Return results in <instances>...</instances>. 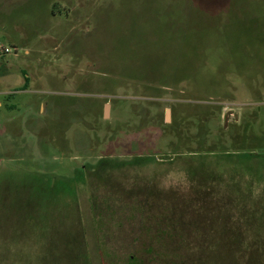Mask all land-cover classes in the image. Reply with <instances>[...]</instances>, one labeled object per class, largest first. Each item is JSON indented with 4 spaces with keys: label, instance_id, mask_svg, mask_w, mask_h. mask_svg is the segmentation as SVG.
Wrapping results in <instances>:
<instances>
[{
    "label": "rangeland",
    "instance_id": "374dc122",
    "mask_svg": "<svg viewBox=\"0 0 264 264\" xmlns=\"http://www.w3.org/2000/svg\"><path fill=\"white\" fill-rule=\"evenodd\" d=\"M0 49V264H264V0H0Z\"/></svg>",
    "mask_w": 264,
    "mask_h": 264
},
{
    "label": "built area",
    "instance_id": "2783aa9c",
    "mask_svg": "<svg viewBox=\"0 0 264 264\" xmlns=\"http://www.w3.org/2000/svg\"><path fill=\"white\" fill-rule=\"evenodd\" d=\"M1 50V49H0ZM3 53H8L9 50L7 48L1 50Z\"/></svg>",
    "mask_w": 264,
    "mask_h": 264
},
{
    "label": "water",
    "instance_id": "95a60500",
    "mask_svg": "<svg viewBox=\"0 0 264 264\" xmlns=\"http://www.w3.org/2000/svg\"><path fill=\"white\" fill-rule=\"evenodd\" d=\"M108 105L105 106V113L107 112Z\"/></svg>",
    "mask_w": 264,
    "mask_h": 264
}]
</instances>
